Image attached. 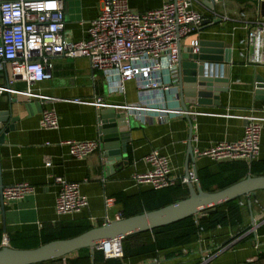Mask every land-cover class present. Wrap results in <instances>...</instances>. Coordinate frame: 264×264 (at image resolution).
<instances>
[{
    "label": "crops",
    "instance_id": "1",
    "mask_svg": "<svg viewBox=\"0 0 264 264\" xmlns=\"http://www.w3.org/2000/svg\"><path fill=\"white\" fill-rule=\"evenodd\" d=\"M103 1L65 0L67 34L75 40L84 38L87 22L100 13ZM167 1L169 0H129L131 7L140 13L159 7ZM261 4L258 0H221L215 5V9L229 20L221 18L219 23H214L218 18L195 5L197 10L204 12L205 20L210 21L206 24L204 21L192 35L183 38L182 44L187 46L198 38L222 41L233 50L228 72L229 84L227 91L220 95L221 104L191 106L190 110L197 112L196 116L191 117L192 126L185 116L159 120L151 111L145 112V117L134 113L136 126L129 129V141L123 160L127 163L118 168L105 166L101 148L85 158H75L70 154L68 146L61 143L66 140L100 138L98 108L93 104L76 103L74 100H92L100 95L106 103L117 106H169L174 103L170 91H141L134 81L126 82L123 92L114 91L104 73L93 70L87 58L63 56L54 59L49 79L31 86L33 92L56 100L45 102L24 94L0 91V129L8 124L9 110L19 118L14 123L15 128L2 135L0 181L3 186L29 182L37 187L34 194L6 203L5 218L0 212V248L3 247L4 234L9 238L8 246L34 248L40 240L41 229L49 224L83 223L92 227L100 226L107 222L105 199L108 197L114 199L113 205L108 209L111 220H114L124 210L123 202L116 196L118 193L133 198L128 207L140 208L135 197L150 188L138 185L134 176L149 169L145 157L154 149L168 156L175 174L185 175L186 167L197 171L199 181V174H217L220 163L224 162L201 156L197 150H206L219 141L240 139L244 134V121L240 116L247 114L253 107L259 108V115L264 117V102L255 100V89L264 88V83L257 82V77L264 79V64L251 61L253 51L247 45L249 21L264 19ZM205 5L211 8L210 1H205ZM218 73H223L222 68ZM8 77L9 64L4 63V69L0 70V85H7ZM13 86L19 90L26 89L25 83L20 80ZM47 107L56 109L59 128L40 127L42 110ZM46 159L53 162L51 168L45 166ZM256 161L264 163V134L260 157ZM51 172L80 182L81 192L88 198L89 207L77 214L58 215L55 209L58 186L49 178ZM203 184L211 186L213 181L204 178ZM216 188V184L212 185V189ZM188 192V185L182 186L174 196L179 200L187 197ZM249 198L251 202L246 204L245 200ZM261 199L264 200V190L250 197H240L241 223L204 228L188 244L131 256L123 259V264H200L210 250L214 255L205 264H264V202ZM206 214L199 213L195 217ZM253 220L258 225L257 233L252 230ZM248 227L250 228L246 232L237 236ZM250 233L254 236L248 239ZM136 239L135 243L145 241L142 236ZM78 255L76 251L65 257L77 258ZM76 263L106 264L102 261L95 263L92 254L90 258L84 255Z\"/></svg>",
    "mask_w": 264,
    "mask_h": 264
},
{
    "label": "built area",
    "instance_id": "2",
    "mask_svg": "<svg viewBox=\"0 0 264 264\" xmlns=\"http://www.w3.org/2000/svg\"><path fill=\"white\" fill-rule=\"evenodd\" d=\"M207 0H169L159 7L145 12L134 10L129 0H104L100 13L87 23L86 36L75 40L66 32L65 0H0V70L9 64L7 85H0V91H8L39 98L45 102L56 100L41 93L33 92L31 86L51 77L54 59L85 57L93 70L104 73L114 91L123 92L126 82L134 81L142 90L169 92L177 81L178 44L192 35L205 20L204 8L215 18L221 16L215 8H207ZM214 5L221 0H208ZM262 3L263 0H258ZM199 39L191 41L194 52L199 51ZM247 45L252 49L251 61L264 64V19L249 21ZM224 64H217V72ZM26 85L25 90L14 88L16 81ZM172 105L145 106L131 104L117 106L108 104L97 95L92 100L75 99L76 103L93 104L98 108L116 107L145 117L154 112L159 120L173 116H196L195 110H185L172 99ZM240 117L244 121V134L235 141H219L206 150H197L217 162L243 160L248 165L260 157L264 134V117L259 108H251ZM44 129L59 128V115L54 107L42 110L39 119ZM197 139V136H195ZM75 158H85L100 148V140L62 141ZM149 169L137 173L134 180L138 185L154 190H163L177 185L196 184V170L189 175L175 174L167 155L154 149L145 157ZM45 166L53 162L46 159ZM49 178L58 186L55 209L58 215L80 213L89 207L88 198L81 192V183L51 172ZM37 187L29 182H17L3 186L0 190L4 203L22 200L34 194ZM113 198L105 199L106 221H111L108 209ZM117 214L116 219H121ZM258 225L253 220L252 230L257 233ZM257 239V238H256ZM124 238L116 237L101 243L95 249L103 251L105 258L124 257ZM9 245V238L3 235V246ZM214 255L208 251L200 264H205ZM68 257H65V259Z\"/></svg>",
    "mask_w": 264,
    "mask_h": 264
},
{
    "label": "water",
    "instance_id": "3",
    "mask_svg": "<svg viewBox=\"0 0 264 264\" xmlns=\"http://www.w3.org/2000/svg\"><path fill=\"white\" fill-rule=\"evenodd\" d=\"M261 5L264 9V1ZM211 8H215L212 2ZM204 21L206 24L210 20ZM219 22H221V18L214 20V23ZM232 53L233 50L226 47L222 41L200 40L198 52H194L191 44L184 46L179 41L177 81L170 90L171 98L185 110H190L191 106L220 105V95L227 91L229 84L228 72L232 63ZM219 63L224 64L222 74L216 71ZM257 82L264 83V79L257 77ZM255 100L264 102V88L257 87L255 89ZM8 115L10 117L7 119V126L0 129V143L2 135L15 128L14 123L19 120L18 117L13 116L12 110H9ZM186 117L192 126L191 117ZM98 121L100 124V148L105 158V166L118 168L124 163L126 164L127 161L123 160L129 141V129L136 126L134 113L116 107L100 108ZM192 135L191 132V138ZM189 171V167H186V176L189 175ZM2 188L3 184L0 181V190ZM188 188L189 195L187 197L169 205L133 216L114 219L73 237L56 239L28 249L3 246L0 248V264H35L63 258L85 247L94 252L97 245L113 238H125L192 215L209 213L218 205L243 196L250 197L258 191L264 190V174L249 173L245 178L215 191L203 190L199 180L196 184L189 183ZM0 212L5 218L6 208L1 191Z\"/></svg>",
    "mask_w": 264,
    "mask_h": 264
},
{
    "label": "trees",
    "instance_id": "4",
    "mask_svg": "<svg viewBox=\"0 0 264 264\" xmlns=\"http://www.w3.org/2000/svg\"><path fill=\"white\" fill-rule=\"evenodd\" d=\"M249 173H252L253 175H263L264 163L260 161H254L251 163V165H248L243 160H228L224 161V163H220V170L217 174H199V177L203 190L215 191L212 189V185H217L216 190L222 189L245 178ZM204 178L213 181V184L211 186L204 185ZM181 187V185H177L163 190L150 189L137 194L135 199L141 205L140 208L128 207L130 205V201H132L133 198L126 196L123 193H118L116 196L118 200L124 204L122 215L124 217H129L143 213L145 211L158 209L177 201V198L174 196V194L178 192ZM188 195L189 192L187 196ZM239 199L240 198L218 205L213 211L201 217H195L192 215L165 226L157 227L152 230L141 231L139 233L125 237L123 241L124 257L122 259L105 258L103 251L95 249L92 253L90 248L85 247L78 250L79 255L77 258H67L66 261H64L62 258H56L35 264H77L76 262L79 258L84 257V255L90 258L91 254L95 263L102 261L106 264H111L112 261H115V264H123V259L131 256L149 253L167 247L185 245L192 242L195 239L197 233L204 228H214L218 225H224L228 223L234 224L235 222L241 223L242 207L240 206ZM90 228H92L91 225L83 223L45 225L40 231V240L33 247H38L43 243H47L56 239L73 237L86 230H89ZM249 228L250 227L244 228L237 236L246 232ZM138 236L144 237L145 241L135 243L134 239L137 240L136 238H138ZM253 236L254 235L250 233L248 234L247 238L249 239ZM1 239L2 231L0 230V243ZM13 246L20 248L18 245Z\"/></svg>",
    "mask_w": 264,
    "mask_h": 264
},
{
    "label": "rangeland",
    "instance_id": "5",
    "mask_svg": "<svg viewBox=\"0 0 264 264\" xmlns=\"http://www.w3.org/2000/svg\"><path fill=\"white\" fill-rule=\"evenodd\" d=\"M216 189H217V188H216ZM216 189H215V190H216ZM249 199H250V198H249ZM249 199H248V200H245V203H246V204H249ZM261 200H262V199H261ZM259 201H260V200H259ZM262 201L264 202V200H262ZM262 201H260V202H262ZM260 202H259V203H260ZM64 260L66 261V260H67V258H66V259H64Z\"/></svg>",
    "mask_w": 264,
    "mask_h": 264
}]
</instances>
